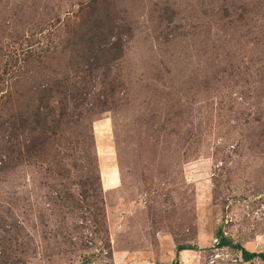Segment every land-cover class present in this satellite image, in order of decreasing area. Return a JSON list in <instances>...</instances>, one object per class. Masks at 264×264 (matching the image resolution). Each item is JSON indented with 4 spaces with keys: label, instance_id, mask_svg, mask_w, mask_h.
Instances as JSON below:
<instances>
[{
    "label": "rangeland",
    "instance_id": "rangeland-1",
    "mask_svg": "<svg viewBox=\"0 0 264 264\" xmlns=\"http://www.w3.org/2000/svg\"><path fill=\"white\" fill-rule=\"evenodd\" d=\"M218 229L264 253V0H0V264H264Z\"/></svg>",
    "mask_w": 264,
    "mask_h": 264
},
{
    "label": "trees",
    "instance_id": "trees-1",
    "mask_svg": "<svg viewBox=\"0 0 264 264\" xmlns=\"http://www.w3.org/2000/svg\"><path fill=\"white\" fill-rule=\"evenodd\" d=\"M96 37L98 36L95 34V36H92L90 38V41L86 43L87 48L85 52L87 56L89 57L88 59L90 60L89 65L91 69L105 68L109 63L119 58L118 53L121 49L119 40H117L115 43L114 42L111 43V45H105L103 44V40L101 39L94 40V38ZM110 37H115V40L119 39L117 36H113V35H111ZM38 115L39 113L37 114V116ZM215 236L218 239L219 247L237 250L240 253V257L243 260V262H250L256 258L264 261V253H255V252H250V251L245 250L239 244H235L230 238H227L226 236H224L220 229H218L215 232ZM185 250H194V248L176 246L177 253L181 251H185Z\"/></svg>",
    "mask_w": 264,
    "mask_h": 264
},
{
    "label": "built area",
    "instance_id": "built-area-1",
    "mask_svg": "<svg viewBox=\"0 0 264 264\" xmlns=\"http://www.w3.org/2000/svg\"><path fill=\"white\" fill-rule=\"evenodd\" d=\"M218 244H219V242H218V239L217 238H215L214 240H213V242H212V249H213V251L215 252V254L214 255H212V260L211 261H213L214 259H218L219 258V254H218V249H222L223 247H219L218 246Z\"/></svg>",
    "mask_w": 264,
    "mask_h": 264
},
{
    "label": "crops",
    "instance_id": "crops-1",
    "mask_svg": "<svg viewBox=\"0 0 264 264\" xmlns=\"http://www.w3.org/2000/svg\"><path fill=\"white\" fill-rule=\"evenodd\" d=\"M187 251L188 252L181 251V252L178 253L177 259H179V261H180L181 264H183V259H185V257H186L185 255H187L188 253L192 252L191 250H187Z\"/></svg>",
    "mask_w": 264,
    "mask_h": 264
}]
</instances>
